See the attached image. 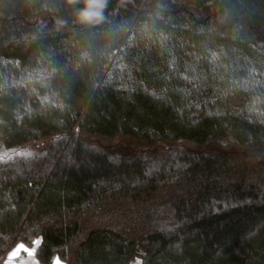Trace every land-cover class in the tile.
Here are the masks:
<instances>
[{
  "label": "trees",
  "instance_id": "16d2710c",
  "mask_svg": "<svg viewBox=\"0 0 264 264\" xmlns=\"http://www.w3.org/2000/svg\"><path fill=\"white\" fill-rule=\"evenodd\" d=\"M83 7L0 0V262L264 264V0Z\"/></svg>",
  "mask_w": 264,
  "mask_h": 264
},
{
  "label": "snow or ice",
  "instance_id": "6c2138e0",
  "mask_svg": "<svg viewBox=\"0 0 264 264\" xmlns=\"http://www.w3.org/2000/svg\"><path fill=\"white\" fill-rule=\"evenodd\" d=\"M15 155H20L24 156L25 158L31 157L33 154L31 152H18L15 153ZM9 157H0V160L3 159H9ZM40 241H33V245L31 248L23 245V244H18L8 255L6 264H38V262L35 259V253L36 250L39 246ZM21 253H24L27 257L25 259L24 256L21 255ZM54 264H61L59 261V258H56L54 261Z\"/></svg>",
  "mask_w": 264,
  "mask_h": 264
},
{
  "label": "rangeland",
  "instance_id": "374dc122",
  "mask_svg": "<svg viewBox=\"0 0 264 264\" xmlns=\"http://www.w3.org/2000/svg\"><path fill=\"white\" fill-rule=\"evenodd\" d=\"M92 142H96L105 146H121L124 148H138L139 143L135 141L134 138L128 137V136H119L115 139H101L97 137H89ZM179 146L181 147H186V148H197L196 145H194L191 142L187 141H182L178 143ZM215 147L214 145H210V148ZM216 149V148H215ZM238 152L243 155H248L249 152H247L244 148H237ZM134 264H141L140 260H137Z\"/></svg>",
  "mask_w": 264,
  "mask_h": 264
},
{
  "label": "clouds",
  "instance_id": "9594fccd",
  "mask_svg": "<svg viewBox=\"0 0 264 264\" xmlns=\"http://www.w3.org/2000/svg\"><path fill=\"white\" fill-rule=\"evenodd\" d=\"M71 3L72 0H69ZM84 7L79 10L78 18L84 23L99 22L102 17V10L105 7V0H83Z\"/></svg>",
  "mask_w": 264,
  "mask_h": 264
},
{
  "label": "crops",
  "instance_id": "0c3cea01",
  "mask_svg": "<svg viewBox=\"0 0 264 264\" xmlns=\"http://www.w3.org/2000/svg\"><path fill=\"white\" fill-rule=\"evenodd\" d=\"M37 240H39L40 242H41V238H38ZM36 240V241H37ZM18 244H23V245H25V246H27V247H29V248H31L32 247V245H27V244H25L24 242H22V241H18V242H16L15 244H13L10 248H9V250L7 251V253L5 254V256H4V258H3V260H2V262L0 263V264H6V261H7V258H8V255H9V253L18 245ZM40 244V243H39ZM21 255L22 256H24L25 257V259H27V257H26V255L24 254V253H21ZM56 258H59V261L61 262V264H68L65 260H63L62 258H60V256L58 255V254H55L54 256H53V258H52V261H51V264H54V261L56 260ZM35 259H36V261L38 262V264H45L44 262H42L40 259H39V257L37 256V250H36V253H35Z\"/></svg>",
  "mask_w": 264,
  "mask_h": 264
},
{
  "label": "built area",
  "instance_id": "2783aa9c",
  "mask_svg": "<svg viewBox=\"0 0 264 264\" xmlns=\"http://www.w3.org/2000/svg\"><path fill=\"white\" fill-rule=\"evenodd\" d=\"M2 260H3V259H2ZM2 260H1V262H2ZM1 262H0V263H1Z\"/></svg>",
  "mask_w": 264,
  "mask_h": 264
}]
</instances>
